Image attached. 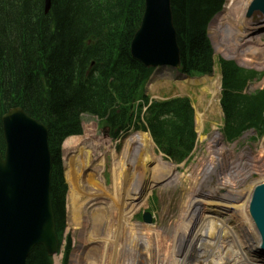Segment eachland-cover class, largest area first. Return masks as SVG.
<instances>
[{"label": "trees", "instance_id": "1", "mask_svg": "<svg viewBox=\"0 0 264 264\" xmlns=\"http://www.w3.org/2000/svg\"><path fill=\"white\" fill-rule=\"evenodd\" d=\"M223 3L171 0L182 72H212L215 60L206 29ZM142 11L143 0H50L46 14L43 0H0V118L10 107L20 106L47 126L50 194L59 237L65 227L67 191L60 146L68 135L82 132V113L96 116L113 139L131 127L147 129L158 149L175 163L192 155L196 133L187 97L153 101L140 116L148 104L143 89L152 69L132 57L130 42ZM217 63L222 74L224 136L234 140L249 128L262 134L264 88L251 95L242 92L261 73L233 61ZM112 160L111 197L119 220L125 221L141 208L142 197L137 178L124 173L123 163L114 156ZM27 264L52 262L44 247L37 245Z\"/></svg>", "mask_w": 264, "mask_h": 264}, {"label": "rangeland", "instance_id": "2", "mask_svg": "<svg viewBox=\"0 0 264 264\" xmlns=\"http://www.w3.org/2000/svg\"><path fill=\"white\" fill-rule=\"evenodd\" d=\"M209 33L216 58L224 56L242 63L239 59L240 55L237 53L223 51L225 47L231 51L233 43L230 45V42L224 43V41H221L220 36L212 32L211 24ZM260 37L264 43V32L260 33ZM263 50L256 53L259 56L264 55ZM227 53H229V56H226ZM262 62L261 65L253 64V62L243 65L262 72L264 70V60ZM220 81L221 76L217 67L210 76L193 78L192 80L185 78L171 68H160L154 71L145 85V93L151 99H163L172 96H188L191 99L195 110V128L198 131V137L192 156L184 164L176 165L166 160L158 151L157 145L154 146L148 132L132 129L122 138L112 141L106 135L105 129L99 125L97 118L90 114L81 116L82 134L67 139L62 149L63 177L67 188L66 228L61 252L58 257L53 259V264H64L65 254L64 256L62 254L65 253L68 238L70 251L66 257V264H72L73 255L78 254L80 249L82 250L81 263L85 260L87 247L86 245L81 247L82 244L79 242L81 224L84 218L82 205L89 198L111 197L112 156L119 164L123 163L124 173L137 178L139 195L142 197L141 208L132 214L130 220L122 222L134 221L146 226L155 225L162 228L176 225V218L181 212L186 197L194 196L197 186L205 181L201 176L199 177L198 172H195L196 165L208 156L207 147L211 143V137L215 136L214 132L220 130L222 126L223 113L219 102ZM258 86V82L250 83L248 90H254ZM214 129L216 130L214 131ZM220 136L223 139V147L225 148L223 158L221 157L220 160L221 162L223 160L220 172L222 175L224 174V177L229 179L232 177L231 180L236 182L235 176L239 172L253 170L256 175H258V171L263 172L264 133L256 135V132L250 129L233 143L224 141L221 133ZM207 185L208 183L202 184L205 188H209ZM145 186L148 188L147 193L145 192ZM224 189H226L225 191L222 189L224 193H230L228 187ZM221 192L220 189L219 194ZM77 212L79 215H77ZM145 213L152 218V223L144 221L141 214ZM118 214L117 210L116 215ZM224 217L229 219L231 214L228 212L227 215L224 214ZM171 220L174 221L170 222ZM230 221L235 223L233 219H230ZM207 224L199 238L194 242V247L197 248H193L190 252L191 257L186 264H233L236 257L231 258L229 261L227 258L229 252L230 255L235 256L236 254V252L228 250V248L233 249L234 247L233 235L230 231L227 233L226 229L222 230L215 227L216 223L214 226ZM235 229L237 234L240 235L239 227L235 226ZM209 245L210 247H208ZM93 249L95 250L94 246ZM93 249L90 248L89 252H93ZM244 252H247V250ZM251 253L255 259L264 261V255H259V258L256 252ZM199 254L202 255V258ZM93 259H96V257L94 256Z\"/></svg>", "mask_w": 264, "mask_h": 264}, {"label": "bare ground", "instance_id": "3", "mask_svg": "<svg viewBox=\"0 0 264 264\" xmlns=\"http://www.w3.org/2000/svg\"><path fill=\"white\" fill-rule=\"evenodd\" d=\"M252 2L253 0H227L223 10L211 22V27L221 41L230 42V45L233 43L231 51L226 47L223 51H233L232 53L240 55L242 64L253 62L261 65L264 55L259 56L256 52L264 49L259 33L264 28V18L258 21L260 23L247 18ZM218 131L214 132L215 136L211 137V143L208 144V156L196 165L195 172L205 181L197 186L194 196L186 197L185 205L182 204L181 212L176 218V225L162 228L134 221L122 222L116 215L118 206L112 197L86 199L82 205L84 218L79 239L81 247H87L85 260L81 263L80 249L78 254L73 255L72 264H186L191 257L190 252L197 248L194 247V242L207 223L212 226L216 223L215 227L226 229L227 233L230 231L233 235L234 247L228 250L236 254L230 255L229 252L228 261L236 257L233 264H264V261L255 259L251 253L256 252L258 257L264 255L263 236L251 212L254 198L260 187L264 186V166L263 172L258 171V175L253 170L239 172L235 176L236 182L231 180L232 177H224L220 172L223 160H220L225 148ZM204 183H208L209 188L202 186ZM225 187L229 188V194L224 193ZM145 192H148L146 188ZM228 212L231 217L226 219L224 214L227 215ZM230 219L235 223H231ZM172 221L174 220L170 222ZM235 226L239 227L240 235ZM90 248L93 252H89ZM94 256L96 259H93Z\"/></svg>", "mask_w": 264, "mask_h": 264}, {"label": "water", "instance_id": "4", "mask_svg": "<svg viewBox=\"0 0 264 264\" xmlns=\"http://www.w3.org/2000/svg\"><path fill=\"white\" fill-rule=\"evenodd\" d=\"M48 9L49 0H45V11ZM259 13L264 14V0H254L248 16ZM131 54L146 67H180L170 0H145ZM2 130L6 148L4 156L0 153V264H26L35 245L42 244L49 255L58 246L49 195L47 128L15 107L2 116ZM251 212L264 240V186L254 198ZM146 214L144 221H150Z\"/></svg>", "mask_w": 264, "mask_h": 264}]
</instances>
